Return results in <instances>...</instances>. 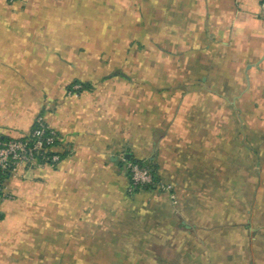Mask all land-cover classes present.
Listing matches in <instances>:
<instances>
[{
    "label": "crops",
    "instance_id": "obj_1",
    "mask_svg": "<svg viewBox=\"0 0 264 264\" xmlns=\"http://www.w3.org/2000/svg\"><path fill=\"white\" fill-rule=\"evenodd\" d=\"M38 118L61 161L6 178L0 264H264L262 0H0V136Z\"/></svg>",
    "mask_w": 264,
    "mask_h": 264
},
{
    "label": "built area",
    "instance_id": "obj_2",
    "mask_svg": "<svg viewBox=\"0 0 264 264\" xmlns=\"http://www.w3.org/2000/svg\"><path fill=\"white\" fill-rule=\"evenodd\" d=\"M83 90L81 84H74L72 93L77 94ZM70 91V93H71ZM59 136L57 132L49 127L42 118H38L31 131L18 138H2L0 136V200H6L10 196L7 193L5 180L7 177L16 176L26 168L46 166H57L61 156L54 152L57 147ZM129 175V194L138 191L152 190L161 193H171L173 187L161 180L155 181L152 171L142 167L132 159L124 160ZM148 191V190H147ZM2 214L0 212V220Z\"/></svg>",
    "mask_w": 264,
    "mask_h": 264
},
{
    "label": "trees",
    "instance_id": "obj_3",
    "mask_svg": "<svg viewBox=\"0 0 264 264\" xmlns=\"http://www.w3.org/2000/svg\"><path fill=\"white\" fill-rule=\"evenodd\" d=\"M262 1H263V3H264V0H262ZM76 84H77V83H76ZM82 85H83V84H82ZM83 89H84V90H87V87H85V86L83 85ZM53 151L56 152V153H60V152L57 150V148H54ZM132 161L135 162V163H138V164L141 165L142 167L148 168L150 171H152V173H153V175H154V178H155V181H158V180H159V176H158V174H157V170H156L155 167H153V166H151V165H149V164H146V163H144V162H141V161L135 160V159H132ZM146 190H152V189H151V187H149V188H147Z\"/></svg>",
    "mask_w": 264,
    "mask_h": 264
},
{
    "label": "water",
    "instance_id": "obj_4",
    "mask_svg": "<svg viewBox=\"0 0 264 264\" xmlns=\"http://www.w3.org/2000/svg\"><path fill=\"white\" fill-rule=\"evenodd\" d=\"M129 159H131V157Z\"/></svg>",
    "mask_w": 264,
    "mask_h": 264
}]
</instances>
